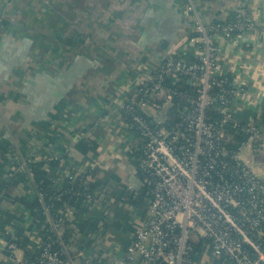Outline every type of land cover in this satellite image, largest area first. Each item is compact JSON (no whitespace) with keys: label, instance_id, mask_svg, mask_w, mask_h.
<instances>
[{"label":"crops","instance_id":"0c3cea01","mask_svg":"<svg viewBox=\"0 0 264 264\" xmlns=\"http://www.w3.org/2000/svg\"><path fill=\"white\" fill-rule=\"evenodd\" d=\"M188 5L203 22L230 20L236 7L256 21L257 31L219 40L218 59L239 91L234 117L264 127V0H0V264H32L24 248L36 253L44 234L24 202L35 198L33 162L54 190L78 174L90 185L93 202H68L62 224L76 264L124 258L148 211L143 197L135 205L124 195L140 189L139 140L119 107L167 49L186 41ZM79 141L95 149L82 152ZM86 219L99 220L92 233L80 228ZM9 220L23 228L20 244L27 239L15 263L5 258Z\"/></svg>","mask_w":264,"mask_h":264},{"label":"built area","instance_id":"2783aa9c","mask_svg":"<svg viewBox=\"0 0 264 264\" xmlns=\"http://www.w3.org/2000/svg\"><path fill=\"white\" fill-rule=\"evenodd\" d=\"M187 10L194 21L186 41L167 49L119 107L124 128L139 140L134 156L148 211L119 264H264V179L239 153H264V129L234 117L239 91L220 67L217 44L258 26L244 7L230 20L208 22L192 5ZM234 131L244 138L231 149L226 133ZM83 176H69L51 193L35 184L44 234L32 264H76L62 224L70 200H94ZM15 223L6 225L4 245L13 263L20 251Z\"/></svg>","mask_w":264,"mask_h":264},{"label":"trees","instance_id":"16d2710c","mask_svg":"<svg viewBox=\"0 0 264 264\" xmlns=\"http://www.w3.org/2000/svg\"><path fill=\"white\" fill-rule=\"evenodd\" d=\"M177 118V117H175ZM174 118V119H175ZM215 119H219L217 115H214ZM264 129V127H262ZM230 136L232 137L231 141L227 144L228 148L234 149L237 147V145L243 140L244 136L241 132L239 131H234V132H229ZM96 144L91 142V143H84L82 141H79L76 143V147L81 150L82 152H85L87 150H93L95 149ZM42 162H33L30 164V171L33 175L34 182L36 185L40 186L44 192H55V190L52 188V186L48 183L46 180V172L44 169H42ZM4 184V183H3ZM91 189V188H90ZM0 192L3 193V188L0 185ZM126 201L131 202L132 204H140L139 201H141V198L143 197V190L139 189V191H134L128 190V193H124ZM74 199L70 200L69 203L73 202ZM24 202L27 204V207H29V210L32 212V214L35 216V218L38 219V224L44 221V216L40 212V207L39 203L37 201V198L30 199V198H24ZM60 204H57L56 207H59ZM11 220L8 221V223ZM99 220H85L84 224L80 225L81 230L82 229H87L89 232H93L98 226ZM106 225V224H105ZM14 230H15V236L17 238L18 243L20 244L19 241V236L23 233V228L20 226H16V223L14 224ZM43 232V231H42ZM7 239L9 238V235H6ZM24 243L21 242L22 246H25V243L27 239L24 237ZM20 244V245H21ZM24 248V247H23ZM25 256L27 261L32 262L33 261V255L31 253H28L27 249L24 248Z\"/></svg>","mask_w":264,"mask_h":264},{"label":"rangeland","instance_id":"374dc122","mask_svg":"<svg viewBox=\"0 0 264 264\" xmlns=\"http://www.w3.org/2000/svg\"><path fill=\"white\" fill-rule=\"evenodd\" d=\"M239 153L242 156V158L247 162V164L256 173L257 172H264V158H263L262 152H256V151L251 150V148H249V147H244L242 150H240ZM105 222H107V221H105ZM107 223H109V222H107Z\"/></svg>","mask_w":264,"mask_h":264}]
</instances>
